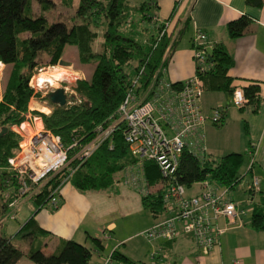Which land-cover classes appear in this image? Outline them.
<instances>
[{
    "label": "trees",
    "instance_id": "trees-1",
    "mask_svg": "<svg viewBox=\"0 0 264 264\" xmlns=\"http://www.w3.org/2000/svg\"><path fill=\"white\" fill-rule=\"evenodd\" d=\"M246 1L255 7L264 5V0ZM36 3L43 10L40 14L35 12ZM61 3L75 10L70 18L71 24L64 20L49 21L46 11L56 4L53 0H0V62L4 65L1 78L9 72L10 65L13 66L7 83L3 89L0 87V133L3 128L8 129L0 136V222L7 217L10 204L15 200L28 197L37 204L38 211L50 206L53 194L60 193L67 182L83 193L106 190L114 185L117 173L142 163L161 183L157 191L142 198L144 207L158 218L166 212L164 193L168 181L161 175L156 162L141 161L132 154L124 139V122L118 123L114 132L83 163L73 161V171L51 175L32 186L25 195H19V178L11 169L9 160L17 153L22 141V136L14 128L27 120V113L41 117L44 127L61 137L72 158L79 150L71 147L75 141L79 145L89 143L97 136L100 125L107 126L112 122V116L134 87L135 77L139 76L137 92L146 100L152 98L172 59L178 38L188 25L185 23L175 38L170 30L162 35L172 16L164 23L157 22V0L140 4H132L129 0H61ZM251 23L249 16L241 15L227 24L229 35L232 38L243 36ZM147 24H152V29ZM100 34L103 41L96 49ZM70 45L77 47L82 64L95 62L90 79L77 81L74 89L78 95L71 104L56 105L46 95L44 99L52 111L31 110V100L42 96L30 83L41 64V55L45 53L50 57L49 65H57ZM208 62L209 69H196L204 91L222 90L232 95L236 88L228 71L235 64V59L226 45L215 43ZM130 66L132 70L127 69ZM142 68L144 71L139 75ZM182 84L171 83L168 88L179 90ZM243 89L248 99L243 107L251 105L257 110L260 84L252 81ZM226 109L224 106L222 121L216 125L221 126L225 122ZM245 162V154L240 152L223 156L204 155L186 147L176 176L187 188L209 181L216 188L231 191L242 180ZM249 192L250 197L257 194L252 183ZM253 210V227L264 230V203ZM35 214L23 223L17 233L21 238L32 240L28 250L17 245L12 236L0 232V264H15L24 256L35 264H91L93 257L104 251L103 241L91 236V246L73 239H60L56 252L46 254L42 250L43 237L51 233L38 224ZM108 259L107 264H138L118 249Z\"/></svg>",
    "mask_w": 264,
    "mask_h": 264
},
{
    "label": "crops",
    "instance_id": "crops-1",
    "mask_svg": "<svg viewBox=\"0 0 264 264\" xmlns=\"http://www.w3.org/2000/svg\"><path fill=\"white\" fill-rule=\"evenodd\" d=\"M129 1L138 4L141 3L139 1L148 0ZM157 2L159 5L157 22L164 23L172 16L169 22L174 38L184 28L185 23H188L186 30L178 38L162 83L154 93L153 97L159 96L155 103L157 106L168 98V85L184 82L195 75L193 39L198 30L204 32L205 41L225 44L234 57L235 64L228 71V75L233 79L232 85L235 88H243L252 81L260 84V103L257 110L251 105L235 106L231 101V95L222 90L206 91L201 100V108L207 115H212L213 110L218 107L227 106V109L223 125L208 121L201 129L204 135L201 141L203 149L198 152L217 156L233 152L245 154V173L239 185L228 192V198L240 201L241 206L245 203L243 207L249 208L250 212L229 226L220 236L219 246L209 256L201 254L190 233L182 232L172 241L163 239L147 241L143 232L165 219H158L163 214L158 218L154 217L143 205V196L157 191L161 183L142 163L117 173L114 185L106 190L83 193L70 182L65 183L60 189L61 200L57 209L50 205L34 213L38 224L51 233L43 237L42 250L46 254H53L59 246L60 239H73L91 246L93 236L102 240L105 246L101 254L93 257L97 258L95 264H107L115 249L138 261V264H235L236 260L238 264H264V230L256 229L251 223L254 211L251 208L264 203V5L255 7L246 0H157ZM241 15L249 16L252 23L243 36L232 38L227 24ZM45 107L40 105L36 110L49 113L48 107V111H43L42 108ZM27 118L32 129L35 124L38 127V120H41L44 127L41 117L28 112ZM34 118L37 120L34 121ZM165 126L169 130L168 126ZM146 172L150 173L145 174ZM254 177L259 179V189L257 194L250 197L249 187ZM201 188L200 185V189L194 191V194H198ZM137 216L145 218L143 224L135 223ZM218 223L227 225L223 218L219 219ZM0 232L7 234L5 227ZM17 233L7 235L12 236L15 242ZM23 240L26 242L15 243L28 250L32 240ZM130 243L132 246L129 248ZM153 250L158 251L155 259L151 257ZM15 264L35 263L24 256Z\"/></svg>",
    "mask_w": 264,
    "mask_h": 264
},
{
    "label": "built area",
    "instance_id": "built-area-1",
    "mask_svg": "<svg viewBox=\"0 0 264 264\" xmlns=\"http://www.w3.org/2000/svg\"><path fill=\"white\" fill-rule=\"evenodd\" d=\"M166 30H171L170 22L166 23L162 35ZM193 45L196 69L197 67L209 69V53L214 44L205 41L204 32L198 30ZM143 71L144 68L140 70L139 75ZM138 79L139 76L135 77L134 87L126 94L109 125H100L97 136L89 143L79 145L75 141L71 145L72 148H79L72 158L69 157L68 148L63 144L61 137L51 130L45 127L40 129L36 124V128L32 129L29 124L30 131H28L25 124H28L29 118L20 126H16L14 129L22 136V141L19 150L9 163L19 178V195H25L32 186L51 175L67 170L73 171L71 168L73 161L83 163L100 143L114 132L118 123L124 122V139L132 154L141 161L156 162L161 175L168 181L164 200L167 206L166 212L171 216L150 227L144 235L149 241L158 239L172 241L182 232L190 233L201 254L209 256L219 246L220 236L250 210L241 206L239 202L229 199L227 189L216 188L209 181L200 184L202 188L198 194L187 195L188 188L178 181L176 172L186 147L196 151L203 149L201 141L204 135L201 129L208 121L221 123L224 107L215 108L212 115L203 112L201 100L205 91L202 80L196 73L192 78L184 81L179 90H171L167 87L168 98L160 106L155 104L159 96L155 98L153 95L151 99L146 100L145 96L137 92ZM161 83L162 80L159 81V85ZM2 84L0 78L1 88ZM237 92L242 93V98L237 97ZM231 101L235 106L243 107L248 102L244 89L237 87L231 95ZM71 103L69 99L68 104ZM35 120L37 119L34 118ZM252 186L258 191L257 177L253 178ZM60 200V193L55 192L50 202L51 206L58 208ZM16 203L15 200L10 206L14 207ZM12 218H15V214ZM222 218L227 221V225L218 223ZM157 256L158 251L153 250L151 257L155 259ZM234 262L238 264L237 260Z\"/></svg>",
    "mask_w": 264,
    "mask_h": 264
},
{
    "label": "rangeland",
    "instance_id": "rangeland-1",
    "mask_svg": "<svg viewBox=\"0 0 264 264\" xmlns=\"http://www.w3.org/2000/svg\"><path fill=\"white\" fill-rule=\"evenodd\" d=\"M53 1H55L56 4H54L50 10L46 11V15H47L49 21L54 22L57 20H64V21L68 22L69 24H71L72 22H71L70 18L75 14V10L73 8L72 9L67 8L66 6L62 5L61 0H53ZM78 1L79 0H77V2ZM139 2H142V1H139ZM138 4H140V3H138ZM34 8H35L36 14H40L43 12L40 4L36 3L34 5ZM147 27L152 29V24H147ZM102 41H103L102 34H100L97 38V41H96V45H95L96 49L100 48ZM61 59L65 60V61H71L72 65L64 66L61 63H58L57 65H49L48 63H49L50 57L45 53H43L41 55L40 60H39L41 64L38 66L36 73L32 77L30 83H31V85L35 86L34 88L37 91L41 92L42 96L41 97H34L31 100L30 109L35 110L36 107L38 108L40 105H44V106L49 108V113H50V110L52 111V108L49 107L48 102L44 99V97L46 96V94L49 91L57 89V88H64L69 96H72V95L77 96L78 94L74 89L77 81L79 79H85V78L90 79V77L94 71V68H95V62L82 64L79 61L78 49L75 45L67 46V48L65 49L64 54L62 55ZM10 67L11 68H10L9 72L4 74L3 78H1V72L4 68V65H2L0 67V78L2 79V83H3L2 85L3 86H4V84L7 83L9 75L12 71L13 66L10 65ZM60 69H61V72L57 71ZM127 69L132 70V67L131 66L127 67ZM46 71H50V76L53 79V83L52 84L44 83V85H42V84L37 85V83L34 81L35 77H37L40 73H43ZM33 107L35 109H33ZM37 126H38V128L41 129L43 127L42 122L37 121ZM25 127L28 131H30L29 124H25ZM244 169H245V165L242 168V173H245ZM199 189H200V184L199 183L194 184L191 188L187 189V195H189V196L193 195L194 191H197ZM251 204L253 206V203H251ZM242 205L244 206L245 203H242ZM253 208H254V206H253ZM253 208H251V209H253ZM37 209H38V206L33 200H30L28 197L20 198L17 201L16 205L9 209V213H8L7 217L0 223V231L5 227L7 234L15 235L17 233V231L19 230L20 226L24 222H26V220L29 218V216L34 214L37 211ZM55 209H57V208H55ZM143 211L146 212L147 214H149L148 211H146V210H143ZM13 214H15V218H12ZM170 216L171 215L168 212H165L158 219L159 220L168 219ZM135 219H136L135 223H137V225L138 224L141 225V224H143L145 218L142 216H137ZM149 228H147L144 232H146ZM23 239L24 238L17 236L15 239V242H17V243L26 242ZM147 241H148V239H147ZM131 246H132V243L129 244V248ZM96 261H97V258H93L91 261V264H95Z\"/></svg>",
    "mask_w": 264,
    "mask_h": 264
},
{
    "label": "water",
    "instance_id": "water-1",
    "mask_svg": "<svg viewBox=\"0 0 264 264\" xmlns=\"http://www.w3.org/2000/svg\"><path fill=\"white\" fill-rule=\"evenodd\" d=\"M1 63V62H0ZM59 63H65L67 65H72L71 61H65L61 59ZM47 97L49 100L59 106H65L68 104L69 99L74 100L76 98L75 95L69 96L64 88H57L54 90L49 91L47 94ZM7 128H3L2 132L0 133V136H2L5 132H7Z\"/></svg>",
    "mask_w": 264,
    "mask_h": 264
},
{
    "label": "bare ground",
    "instance_id": "bare-ground-1",
    "mask_svg": "<svg viewBox=\"0 0 264 264\" xmlns=\"http://www.w3.org/2000/svg\"><path fill=\"white\" fill-rule=\"evenodd\" d=\"M3 64L0 63V67L2 66ZM62 65L64 66H68L67 64L65 63H62ZM63 70V69H62ZM57 71H60L61 72V69L60 70H57ZM37 85H44V83H50L52 84L53 83V79L52 77L50 76V71H46V72H43V73H40L37 77H35V80H34ZM43 111H48L47 107L43 108ZM41 120H38V122H40Z\"/></svg>",
    "mask_w": 264,
    "mask_h": 264
},
{
    "label": "clouds",
    "instance_id": "clouds-1",
    "mask_svg": "<svg viewBox=\"0 0 264 264\" xmlns=\"http://www.w3.org/2000/svg\"><path fill=\"white\" fill-rule=\"evenodd\" d=\"M236 95H237V97H238V98H242V93H240V92H237V94H236Z\"/></svg>",
    "mask_w": 264,
    "mask_h": 264
}]
</instances>
